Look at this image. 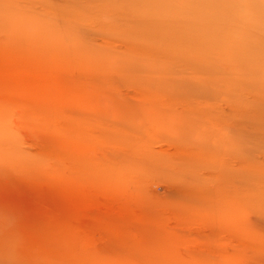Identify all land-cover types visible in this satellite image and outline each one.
<instances>
[{"label":"rangeland","instance_id":"374dc122","mask_svg":"<svg viewBox=\"0 0 264 264\" xmlns=\"http://www.w3.org/2000/svg\"><path fill=\"white\" fill-rule=\"evenodd\" d=\"M0 264H264V0H0Z\"/></svg>","mask_w":264,"mask_h":264}]
</instances>
